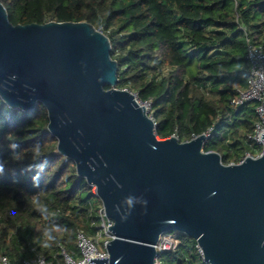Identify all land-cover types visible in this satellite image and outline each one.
Returning <instances> with one entry per match:
<instances>
[{"label":"trees","instance_id":"16d2710c","mask_svg":"<svg viewBox=\"0 0 264 264\" xmlns=\"http://www.w3.org/2000/svg\"><path fill=\"white\" fill-rule=\"evenodd\" d=\"M0 1L13 24L87 21L104 32L118 63L116 87L151 100L157 137L208 133L204 151L224 164L260 152L248 139L256 103L231 100L247 86L245 33L264 49V0ZM47 123L42 103L23 111L0 99V254L10 264L36 254L56 262L61 247L75 258L76 229L92 236L100 222L94 187L58 153ZM172 235L175 247L158 252L157 264H207L194 238Z\"/></svg>","mask_w":264,"mask_h":264},{"label":"water","instance_id":"95a60500","mask_svg":"<svg viewBox=\"0 0 264 264\" xmlns=\"http://www.w3.org/2000/svg\"><path fill=\"white\" fill-rule=\"evenodd\" d=\"M110 51L87 21L13 24L0 1V99L23 111L43 104L58 153L112 221L109 256L87 264H155L171 231L194 238L208 264H264V151L224 164L204 151V133L157 137L144 106L116 87Z\"/></svg>","mask_w":264,"mask_h":264},{"label":"built area","instance_id":"2783aa9c","mask_svg":"<svg viewBox=\"0 0 264 264\" xmlns=\"http://www.w3.org/2000/svg\"><path fill=\"white\" fill-rule=\"evenodd\" d=\"M245 41L247 43L245 57L248 61V77L247 86L241 90L239 94L231 100L233 104H241L247 101H254L256 103L255 112L257 120L254 125L253 133L248 136V139L253 141L260 152L255 155L259 156L264 151V139L260 138V134L264 132V49L261 45L251 43L250 37L245 33ZM133 94L134 100L139 106H144L145 113L151 116V100H141L137 97L135 92L124 88ZM208 136V133L205 134ZM193 138V137H192ZM253 156L249 152H246L238 162H229V164H235L242 162L246 157ZM100 222L94 234L88 236L86 232L77 228L75 231V241L77 257H72L65 248L61 247L60 257L56 262L48 261L44 256L36 254L29 260H25L24 264H87L89 257H108V251L106 243L113 238V233L108 228V225H112V221L105 216L103 206L101 204L98 210ZM177 240L169 233L161 234L155 245L156 252L170 249L175 247ZM199 253L202 256L200 247L196 244ZM0 264H10L5 254H0ZM155 264H157L155 260Z\"/></svg>","mask_w":264,"mask_h":264},{"label":"clouds","instance_id":"9594fccd","mask_svg":"<svg viewBox=\"0 0 264 264\" xmlns=\"http://www.w3.org/2000/svg\"><path fill=\"white\" fill-rule=\"evenodd\" d=\"M13 148L17 147V145H12ZM34 152L37 156L40 155V147L39 145H37L35 148H34ZM0 174H3V164L2 162H0ZM41 211H47L46 207H42L40 209Z\"/></svg>","mask_w":264,"mask_h":264},{"label":"rangeland","instance_id":"374dc122","mask_svg":"<svg viewBox=\"0 0 264 264\" xmlns=\"http://www.w3.org/2000/svg\"><path fill=\"white\" fill-rule=\"evenodd\" d=\"M175 232H179V231H171L169 232L170 235L174 234ZM208 264V263H207Z\"/></svg>","mask_w":264,"mask_h":264}]
</instances>
